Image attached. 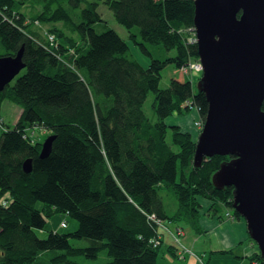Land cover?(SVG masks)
I'll return each mask as SVG.
<instances>
[{"label":"trees","instance_id":"16d2710c","mask_svg":"<svg viewBox=\"0 0 264 264\" xmlns=\"http://www.w3.org/2000/svg\"><path fill=\"white\" fill-rule=\"evenodd\" d=\"M101 2L141 51L151 56L149 43L174 54L142 66L114 29H95L104 23ZM193 15L194 0H0V57L23 47L25 64L0 91V103L21 108L12 126L0 116V264H80L77 258L96 260L103 251L109 260L94 264H158L162 235L155 245L160 228L144 215L197 229L201 200L206 213L231 207L232 187L211 183L231 156L214 155L195 167L198 132L164 120L190 109L203 120L207 110L204 93L194 89L199 77L159 87L167 64L179 69L198 60ZM149 91L155 119L143 108ZM29 127L54 134L46 157H39L45 137L36 140ZM27 158L29 173L22 168ZM165 192L176 200L174 210ZM55 213L70 214L78 227L39 237L35 230ZM70 237L90 244L73 246ZM251 259L263 264L259 252Z\"/></svg>","mask_w":264,"mask_h":264},{"label":"water","instance_id":"95a60500","mask_svg":"<svg viewBox=\"0 0 264 264\" xmlns=\"http://www.w3.org/2000/svg\"><path fill=\"white\" fill-rule=\"evenodd\" d=\"M193 25L202 72L196 92L207 100L193 165L231 156L212 174L217 189L231 186L232 209L246 222L264 264V0H194ZM23 47L0 57V91L25 67ZM47 135L39 157L54 139ZM31 171V160L22 164Z\"/></svg>","mask_w":264,"mask_h":264},{"label":"rangeland","instance_id":"374dc122","mask_svg":"<svg viewBox=\"0 0 264 264\" xmlns=\"http://www.w3.org/2000/svg\"><path fill=\"white\" fill-rule=\"evenodd\" d=\"M22 11L25 12L27 16L30 13V11H28V7L22 8ZM97 11L100 13L102 19L104 20V23L94 24L95 29L98 32L104 31L106 28L114 29L124 40H126L128 42L130 55L134 59H136L142 66L146 67L149 64V61L152 57L162 59L165 56H171L174 54L173 50L166 53L161 45H159V44L154 45V44H149V43H146V46H147L148 50L150 51L151 56L144 53L143 51H141V49L139 48L138 45L133 44L131 42V40L128 37V33H127L126 29L114 19L111 11L107 8V6L105 4H103L102 2L99 3V5L97 7ZM49 27L50 26L47 24H44L40 27L42 32L44 31V33H43L44 36L46 35V32H48ZM193 61H196V60H193ZM198 77L199 76H197V78ZM171 78L181 79V80L184 78H189L190 80H193L195 78V76H192L189 74H184L180 68L177 69L172 64H167L161 70V78L159 81V87H161V88L168 87L169 81ZM194 86H195V84H194ZM153 98H154L153 93L149 91L147 93L146 99H145L144 104H143L144 111L146 112V114L149 116L150 119H155V115H154V112L152 109ZM19 111H20V107L17 104H15L11 101H8V100H4L2 102V104L0 105L1 115L5 119V122L7 125H13L15 123V119H16ZM195 111H196L195 109H190L188 111H183L182 113H173V114L167 116L164 120L167 124H178V125H180L182 130L193 129V127H191V126H194L195 128L198 129V130L197 129H195V130L199 133L201 128H198L195 125V121L199 118V116L196 119L193 118V114ZM32 129L33 128L29 127L27 130L29 132V134H31V135H33V133H34L32 131ZM41 132L42 133L41 134L39 133L37 137L42 139L43 137L47 136L45 131L44 132L41 131ZM37 133H38V129L35 128V137H36ZM166 140L168 142H170V140H171L170 129L167 130ZM6 196H7V194H5L3 197H6ZM163 200H164L166 207L168 209L174 210L176 208V200L170 194L165 192V194H163ZM201 201H203V200H201ZM219 210L223 211V207H219ZM227 212L232 214L231 218H234L231 210L227 209ZM61 222H65L66 226L61 227V225H60ZM183 226L187 227V229L190 232H194L189 225L183 223ZM77 227H78V221L75 218H73L70 214L55 213V214H52L51 216L48 217L46 224H45L43 229L35 230V231L39 237H46L49 231H58L60 233H71ZM175 230L176 229L174 228L171 231H175ZM181 231H183V229L181 230L180 228H178L176 230V233L172 234V237L175 236L177 238V235ZM189 235L190 234H188V235H186V237H184V239L181 242V245H183L185 248L191 249L192 251H194L195 254L198 255L199 252L197 250V245L199 243L203 242V238L199 239L195 244H192L191 239H186ZM69 242L73 246H87L90 244V240L85 239V238L76 239V238L70 237ZM254 244L257 246V244L255 242H254ZM164 248L165 247H163V249H160V247H159L158 258H157L158 264H175V263L176 264H179V263L183 264L185 260H190V259L194 258V256L185 255V254L183 255L182 253H180L179 247H178V253L172 254V258L175 260V261H173L167 255H165L163 253ZM100 258L103 261L109 260V257L103 251V252L99 253V258L96 260L79 257L76 259V262L80 263V264H94L96 261H100ZM190 264H194L192 260H190Z\"/></svg>","mask_w":264,"mask_h":264},{"label":"crops","instance_id":"0c3cea01","mask_svg":"<svg viewBox=\"0 0 264 264\" xmlns=\"http://www.w3.org/2000/svg\"><path fill=\"white\" fill-rule=\"evenodd\" d=\"M194 79L192 80L193 82ZM2 102L0 103V105L2 104ZM20 113L21 108L15 119V123L17 122ZM0 116L3 118L1 112ZM198 116L199 114L195 111L193 114V118L196 119L198 118ZM3 120L5 121L4 118ZM191 127H193V129H189V131L193 133L194 131L196 132L195 129L197 128H195L194 126ZM32 131L34 132L32 137L36 140H40V138L37 136L42 132L38 131L35 137V131ZM201 202L203 208L200 210L198 228H192L194 232H190L187 227L183 226V223L176 224L172 221L171 223H168V227L171 230H173L174 228L176 230L178 228H180L181 230L183 229V231H181L177 235L179 243H181L184 237H186V235L188 234L190 235L186 239H191L192 244H195L199 239L203 238V242L197 245V250L200 255L194 253V255H191L194 256V258L190 260H192L194 264H250V261L252 260L251 258L258 253V247L254 244L253 240L248 234L245 220L241 217H225L227 209L231 210V212L233 211L230 207H223V211L217 210L216 213H214L213 211H209V213H206L208 202L206 200H203ZM171 230V233H164L161 231L162 244L160 246V249H163V247H165L163 253L167 255L171 260L175 261L172 258V254H174V250L175 253H178V243L172 237V234H175L176 230ZM198 258H200L201 261ZM190 260H185L183 264H190Z\"/></svg>","mask_w":264,"mask_h":264},{"label":"built area","instance_id":"2783aa9c","mask_svg":"<svg viewBox=\"0 0 264 264\" xmlns=\"http://www.w3.org/2000/svg\"><path fill=\"white\" fill-rule=\"evenodd\" d=\"M48 39H49V41H54L55 40L54 35L53 34H49L48 35ZM191 41H195L196 42V36H195L194 27H192V37H191ZM180 69L183 71L184 74H189V75H192V76H195V74H198V73L200 74V72L202 71L201 63L199 62V60L191 61L187 66H184L183 68H180ZM203 123H204V120H202L201 118H198L195 121V125L198 128H202ZM0 128H3V121H2V119H0ZM150 215L151 214H148L147 216L150 217ZM225 216L228 217V218H231L232 217V214L229 213V212H226ZM60 225L64 227L66 225V223L65 222H61ZM158 227L160 228V231H162L164 233H171L170 230H169V228H168V225L167 224H159ZM160 231L156 235L157 237L156 238H153L151 240L155 245L161 242L160 238H161L162 233ZM173 238L178 243V247H179V252L180 253H182L183 255L184 254L194 255V252L191 249L185 248L183 245H181V243H179L178 239L175 236H173ZM198 259L201 261L200 258H198ZM201 264H203V263H201ZM250 264H259V261L256 260V259H254V260H251L250 261Z\"/></svg>","mask_w":264,"mask_h":264},{"label":"bare ground","instance_id":"6f19581e","mask_svg":"<svg viewBox=\"0 0 264 264\" xmlns=\"http://www.w3.org/2000/svg\"><path fill=\"white\" fill-rule=\"evenodd\" d=\"M201 73V72H200ZM199 75V73L198 74H195V77L197 78V76ZM188 104V101H185V102H183L182 103V106H185V105H187ZM27 159H29V160H31V158H27ZM26 160V159H25ZM24 162V161H23ZM136 205V204H135ZM136 207H137V209H139V206L138 205H136ZM145 216V219H146V222L151 226V227H154V226H157V225H159V224H166V223H170L171 221L170 220H166V219H163L162 217H159L157 214H155V213H152L151 215H150V217L149 216H147V215H144Z\"/></svg>","mask_w":264,"mask_h":264}]
</instances>
